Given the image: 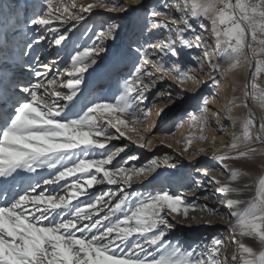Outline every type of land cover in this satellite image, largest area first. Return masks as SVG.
I'll return each mask as SVG.
<instances>
[{"label":"snow or ice","instance_id":"6c2138e0","mask_svg":"<svg viewBox=\"0 0 264 264\" xmlns=\"http://www.w3.org/2000/svg\"><path fill=\"white\" fill-rule=\"evenodd\" d=\"M96 7L111 8L114 12L128 10L121 0H93L88 4L77 0H33L30 15L28 10L24 15L27 23L41 33L35 43L46 39L44 33H51L49 44L63 48L76 24L63 32L54 25H67L72 20L78 24ZM19 15L17 12V18ZM149 16L151 29H164L168 34L137 49L139 63L134 64L110 101L92 100L76 111L86 73L106 51L104 41L115 38L118 24H110L97 34L98 45L72 53L63 73L52 74L54 62L49 64L37 58V67L31 69L37 82L20 87L24 96L18 95L15 84L10 88L0 86V195L4 197L0 204V264H264V176L255 182L251 199L226 201L230 240L212 237L204 245L184 246L167 237L175 226L171 220L177 215L188 219L189 209L196 207L194 203L183 193L167 188L147 194L127 190L134 178H147L162 165L175 167L173 158L165 155L162 161L154 158L142 166L127 162L113 165L126 145L109 147L113 139L126 137L129 131L136 132L138 139L126 138L139 147L153 143L132 125H148L154 108L155 115L160 117L165 107L177 103L172 92L160 91L150 105L141 107L165 75L178 78L181 84L188 81L184 66L170 59H178L180 49H202L212 70L221 69L212 59L213 45L196 31L189 17L198 21L205 33L210 25L215 51L229 62L225 71L255 65L244 86L243 106L247 108L249 101H255L264 107V88L256 83L264 74V0H163L159 8L149 11ZM159 17L164 19L158 20ZM27 47L31 49L32 44ZM191 59L200 64V57ZM64 74L66 80L61 79ZM3 79L0 71V85ZM192 79L198 82L197 78ZM62 88L68 91L63 92ZM161 103L165 107H159ZM207 104L205 98L200 114L191 116L190 127L198 125L201 132L209 123ZM233 107L235 104L230 102L225 110L226 118L233 120L235 127ZM173 126L178 130L182 125L176 121ZM220 127L225 130L223 125ZM240 127L241 134L233 133L226 145L228 152L213 153L212 158L229 173V180L224 183L212 178L216 194L239 196L253 187L233 186L247 174L226 161L252 160L258 154L264 155V120L258 121L256 113L249 110ZM193 139L207 138L186 137L185 153ZM254 141L261 146L259 152L255 147L239 150L241 145ZM135 159L130 157L129 161ZM45 169L47 175L38 171ZM22 173L28 175L23 177ZM69 178L74 179L69 182ZM103 184L117 187L98 194L89 191ZM53 185L59 191L49 189ZM199 186L197 183L196 187ZM188 190H192L191 186ZM208 210L218 214L216 209ZM245 237L257 240L260 250L247 246L243 242ZM231 245L235 249L229 257Z\"/></svg>","mask_w":264,"mask_h":264},{"label":"rangeland","instance_id":"374dc122","mask_svg":"<svg viewBox=\"0 0 264 264\" xmlns=\"http://www.w3.org/2000/svg\"><path fill=\"white\" fill-rule=\"evenodd\" d=\"M17 1L18 0H15L14 2L12 1L10 4L12 17L14 16L11 20L12 27L11 25L8 27H0V38L3 37V40H0V55L4 56L7 54L6 50H12L15 46H19V56L22 59L24 58V62L27 59L28 64L33 67H37V58H39L40 61L49 64L52 62L49 61L52 58L54 59L52 74L63 73L65 66L70 63V55L75 51L83 50V48L89 47L93 44L98 45L99 41L97 40V34L102 29L106 30L110 24L119 25L118 30L115 31V38L104 41L106 51L99 55L98 63L86 73L85 81L81 85V92L78 97L76 111H79L84 105L92 100H112L117 94L122 80L129 76L134 64L139 63L140 61L137 49L146 46L149 43H153L152 41H156L157 38L168 34L164 29H151V25L149 24V20L152 19L149 16V11L153 8H159L163 3V0H121L122 3L128 5V10L126 12H114L111 8L96 7L92 10L91 15L86 14V19L78 24L75 20L70 21L67 25L55 24L54 26L60 28V31L62 32L66 28H71L73 24H76V27L70 34V38L65 43L64 47L56 48L54 45L49 44V41L52 40L51 33H44L46 39L39 43H35L37 37L41 33L27 23L26 15H24L25 10H28V14L30 15L33 0H23L22 7L17 4ZM170 1L171 0H169V2ZM77 2L88 4L92 3L93 0H77ZM3 3L4 2L0 0V21L1 19H6L3 12ZM19 9L20 18H17V11ZM173 14L179 16V13H176L175 11ZM21 15L23 16L21 17ZM21 19L23 20L22 22ZM157 19L163 20L164 18L159 17ZM9 20L10 19L7 17L8 23L11 22ZM189 22L193 24V27L198 33L202 34L205 41L213 45L210 49V52H212V59L215 63L221 65V69L224 68L228 61L215 51L214 38L210 32V25L209 31L205 33L199 28L198 21L189 17ZM204 22L208 24V21ZM179 26L183 27V24H180ZM15 28L16 31H13ZM18 41H20V43ZM3 42H5V44H3ZM28 44H32L31 49L27 47ZM46 44L48 48L47 50H45L43 46ZM46 51L50 54V57L47 58V60H42L41 56ZM27 53L31 54V60L30 55L27 57ZM194 56L201 58L199 65H197L196 61L191 59ZM170 59L172 62L184 66L190 78L187 82L181 84L178 78L165 75L163 80H158L155 88H153L148 94V100L145 101V104H142L141 107L150 105L155 93L160 91L172 92L173 99L177 100V103L168 105L167 107L162 103L159 105V107H165V112L160 118H156L158 121H156V126L154 125V121L150 124L153 116L149 121L151 127L149 124L132 125V127L139 130L140 134L143 135L146 140L151 139L153 143L145 148H141L137 144L132 143V140L126 138L131 137L133 140L138 139L136 132L129 131L126 133V137L113 139L109 147H122L126 145L125 150L113 161V165L127 162L130 165L142 166L147 165L148 162L154 158L162 161L165 155L171 156L173 158L171 162L175 164V167L162 165L156 170V172L152 173L147 178H141V180H136L134 178L132 181V187L127 190L147 194L158 188H167L172 192L183 193L187 200L193 203V201H190L192 199L191 196H193L190 195L194 188L193 185H196L197 183L202 185L204 182H207V180L199 179L197 169L204 165H202V163H193L192 151H196L194 154H201L202 151L200 150L206 149V147L203 148V144L200 147L198 142L200 141L203 143L206 142V140L201 141L199 139H193L187 153L183 151L185 148L183 141L188 136L199 137L203 135L207 138V134L213 133L214 136L211 137V140L222 146V140L227 143L231 142L233 133L240 135L242 132L240 127V122L242 121L240 120L241 118L239 120L238 118H234L236 121L234 127L233 120L227 119L223 116V108L218 107L217 104H215V100L218 99V102H220L219 104L223 107L232 102L235 104V111L237 114L243 112L247 114V111L245 110L246 107L243 106V90L246 83L242 84V82H238L233 84L231 81L222 78L224 76L223 74H221L222 77H216L220 74L221 69L219 71H213L211 66L207 63V60L203 57V50L199 48L193 47L191 49H180L179 58ZM3 60H5V58H3ZM24 62L22 63L21 61L14 60V65L11 68L14 71L17 70L19 72L23 66L25 67L26 62ZM201 68L202 70H200ZM245 71V66L240 67L239 74L242 76L241 78L244 77L243 75H245ZM254 71L255 65L253 72ZM26 75L27 74L25 73V76ZM30 75L34 78L33 74ZM193 77L197 78L198 82L194 81L192 79ZM61 79L66 80L67 75L64 74L61 76ZM32 80V84L37 82V78ZM256 83L261 88H264V74H261L257 78ZM21 85L22 81L15 85L16 92ZM181 89H184V91L181 92ZM61 91L67 92L68 90L62 88ZM19 94L20 96H24L23 93ZM205 98L208 100V111L206 113L208 120L214 119V121H217V114H219V125L209 121L208 125L201 132L198 125L190 127V124L192 123L191 116L200 114L199 109L203 107V101ZM250 102L252 105H256L260 109V114L254 110L258 121L264 120V107H261L260 104L255 101ZM176 121H179L182 125L178 130L173 126ZM221 125L224 126V131H221ZM153 127H155L154 130H151ZM169 131L173 134L165 135V133ZM181 135L183 136L181 137ZM195 140H197V142ZM161 141H163V143H161ZM130 157H137V159L129 161ZM200 158L203 157L201 156ZM213 166H215V164ZM217 166L216 162V168L214 167L213 169H217ZM108 167H112V165H109ZM38 171H40L41 175H47L46 169ZM72 179L74 178H69V182ZM189 186H191V191L188 190ZM48 187L49 189H56L55 185ZM110 187L115 190L117 186H109L107 184L96 185L89 191L98 194L102 191H108ZM56 190L59 191V189ZM211 193V191H208L210 196L214 194ZM199 195H196L195 198H199ZM81 199L87 200L88 197H81ZM214 200L215 203L221 205L222 197L219 196V194L214 197ZM193 209L194 208L189 209L188 215L190 217L188 219L183 218L181 215H177L171 220L175 226L168 233V239L173 242L180 241L184 246H196L202 244V238L207 235V229L202 230L198 228V230H196L198 233H195L194 236L186 235L191 229L189 223L193 218L192 215H190ZM101 215H103V213H101ZM217 230L222 231L223 227ZM211 234L212 232L208 234V236ZM210 241L211 238L209 240L207 239L203 245L210 243Z\"/></svg>","mask_w":264,"mask_h":264},{"label":"bare ground","instance_id":"6f19581e","mask_svg":"<svg viewBox=\"0 0 264 264\" xmlns=\"http://www.w3.org/2000/svg\"><path fill=\"white\" fill-rule=\"evenodd\" d=\"M3 3V12L6 16V19L0 21V27H5V26H10L12 24V9L10 8V4L11 2L15 1V0H2ZM7 2V3H6ZM170 3H175V0H171ZM20 12V9L17 11ZM23 15H21L22 17ZM7 17L10 19L8 23L7 21ZM20 18V16H19ZM23 20L21 19V22ZM12 27V25H11ZM14 27V26H13ZM16 31V28L13 30ZM149 35V34H148ZM0 40H3V37L0 38ZM20 43V41H18ZM155 42V41H152ZM3 44H5V42H3ZM44 49L47 50V44L43 45ZM11 49V48H10ZM7 54L6 55H0V71H2L3 73V85L0 86H7V87H12L13 84H18V82L22 81V86L25 85H29L32 84V79H35L36 77L34 76V78H32V72L31 69L34 68L32 65L28 64V60L26 59L25 62V67L23 66L21 68V70H19V72L16 70L14 71L11 67H13V63L14 60L15 61H21L22 63L24 62V58L22 59L19 55H20V48L19 46H15L14 49L12 50H6ZM9 51V52H8ZM30 55V60L32 59L31 54L27 53V57H29ZM50 54L47 53V51L42 54L41 59L42 60H47V58H49ZM13 56V58H12ZM3 58H5V60H3ZM49 61H52L50 64L53 63L54 59H50ZM24 62V63H25ZM229 67V62L227 63V65L222 68L220 70V74L217 75L216 77H222L221 74H223L224 76L222 78L226 79L227 81H231L233 84L238 83V82H242V84H245L247 82L248 79V74H247V70L249 71V68L247 66H245L246 71H245V75H243L244 77L241 78L242 76H240L239 72H240V68L235 69L233 71L227 72L225 71V69H227ZM25 73L27 74L25 76ZM24 74V76H22ZM55 75V74H54ZM221 78V79H222ZM20 87L18 88V95L20 96L19 93L20 92ZM220 102H218V99L215 100V104H217L218 107H222L223 108V116L226 117L227 113L225 110V107H223L222 105L219 104ZM253 107H247L245 110L247 111V114L249 112V110L252 111H257L260 114V109L256 106V105H252ZM235 107H233L232 112H231V116L233 118H238V120H243L247 114L246 113H241V114H237L235 111ZM258 114V115H259ZM260 116V115H259ZM161 117V116H160ZM157 117L155 115V108L153 110V118L150 122L153 123L154 121V125L156 126V123L158 122L156 118H160ZM157 121V122H156ZM210 122L212 123H217V121L214 119H209ZM149 124V126L151 127V125ZM155 127H153L151 130H154ZM183 133V132H182ZM181 133V134H182ZM253 134L255 135V129L253 130ZM208 137L206 139V142L201 143L200 141L199 146L201 147V145L203 144V148L206 147V149H203L201 154H194L196 151H192V155H193V163L194 164H200L202 163V167H199L197 169V174L199 175V179L200 180H207V182H204L202 185H200L198 188L196 187V185H193V191L192 193H190L192 199L190 201H193V203L196 205V207L192 210V212L190 213V215H192V217H194V219H191L189 225L191 226V229L188 231L189 233L186 234L187 236H194L195 233H198V228L200 229H207V235L203 236L204 238L202 241V244L199 245H203L204 242H206V240L212 238V237H223L226 240H230L231 236L228 232V227H229V222H230V218L228 215L229 210L226 209L225 204L226 201L230 198H239L242 200H248L251 199L252 196L255 194V182L258 180L259 177L264 176V155H256L254 159L252 160H246V159H239V160H229L226 161V163H228L232 168L238 169L240 170L242 173H246L247 175L243 176L238 182H236L233 186L235 187H240L243 188V186L245 184L248 185H252V189L251 190H244L239 196H236L235 194L232 195H220L222 197V203L221 205H219L218 203H215L214 201V197L217 196L218 194L215 193V185L214 182L212 181V178L214 177L216 180L221 181L222 183L227 182L229 180V173L227 170L223 169L222 165L216 161L215 159H213V153H215L216 155H220L222 153L228 152L229 149L226 147V145H228L229 143H227L226 141L222 140V146L220 144H217L216 142H213L211 140V137L214 136L213 133L211 134H207ZM183 135H181L182 137ZM222 139V138H220ZM164 141V139H163ZM197 142V140H195ZM245 147L247 148H257L258 152L261 148V146L257 143V142H253L251 144H247V145H241V148L239 150H243ZM219 150V151H217ZM203 158H200V157ZM216 162H217V169H213L214 167L216 168ZM215 164V166L212 165ZM206 168V169H203ZM205 172H207V175H205ZM28 174L27 173H22L23 177H26ZM211 186V188H210ZM208 191H211L213 194L212 196H210L208 194ZM199 195V198H195L196 195ZM195 195V196H194ZM207 196L209 197L208 199H204V197ZM4 197L2 195H0V204H2L4 202ZM195 198V199H194ZM207 205V208H204L203 206ZM222 206V207H221ZM208 209H216L218 214H213L212 212H210ZM190 217V216H189ZM191 217V218H192ZM207 221H211V223H207ZM223 227L222 231H218L217 229ZM194 228V229H193ZM212 232V234L210 236H208V234H210ZM237 239H240L239 237H237ZM243 242L247 245L252 247L254 250L259 251L260 250V244L257 240L253 239V238H243ZM235 249V245H231L228 248V252L227 255L230 257L233 253Z\"/></svg>","mask_w":264,"mask_h":264},{"label":"water","instance_id":"95a60500","mask_svg":"<svg viewBox=\"0 0 264 264\" xmlns=\"http://www.w3.org/2000/svg\"><path fill=\"white\" fill-rule=\"evenodd\" d=\"M253 69H254V64H253L252 68H249L247 82L251 79V75L253 73ZM248 107H253L250 101H249V106Z\"/></svg>","mask_w":264,"mask_h":264}]
</instances>
